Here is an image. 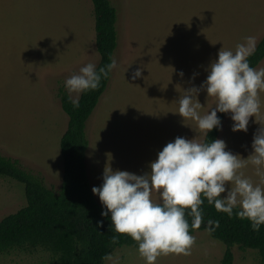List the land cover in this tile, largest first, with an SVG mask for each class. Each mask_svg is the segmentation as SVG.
Returning <instances> with one entry per match:
<instances>
[{"label": "rangeland", "instance_id": "374dc122", "mask_svg": "<svg viewBox=\"0 0 264 264\" xmlns=\"http://www.w3.org/2000/svg\"><path fill=\"white\" fill-rule=\"evenodd\" d=\"M110 3L117 11V66L86 123L91 189L102 184L108 167L137 175L150 171L149 162L176 137L203 142L195 121L176 114L178 99L201 85L220 49L234 51L246 37H253L256 45L264 35V0ZM98 61L90 0H0V155L19 161L49 189L58 190L62 183L60 139L68 123L58 91L81 67ZM256 69H264V60ZM137 70L141 75L133 80ZM197 99L201 115L215 104L203 90ZM259 99L261 111L249 118L247 132L231 130L229 113L218 137L226 151L241 158L251 154L254 135L264 129V91ZM241 171L260 183L251 164ZM25 200L21 184L0 178V221L24 207ZM192 235L191 255H162L156 264H221L225 245L208 230ZM232 252L234 264H262L255 250L233 246ZM0 264L56 263L37 248L2 253ZM104 264L145 261L137 247H121Z\"/></svg>", "mask_w": 264, "mask_h": 264}, {"label": "clouds", "instance_id": "9594fccd", "mask_svg": "<svg viewBox=\"0 0 264 264\" xmlns=\"http://www.w3.org/2000/svg\"><path fill=\"white\" fill-rule=\"evenodd\" d=\"M254 50L253 37H246L234 51L220 49L201 85L187 89L178 99L176 114L183 121H195L205 137L221 127L218 112L231 114L233 132H247L249 118L261 111L259 93L264 91V69L251 67L248 61ZM116 66L115 58L99 70L94 63H88L78 74L67 78L64 88L73 107H79L80 94L96 90L101 79H107ZM140 75L137 70L132 79ZM201 90L215 100L204 115L198 111L202 107L197 99ZM251 148V154L241 158L226 151L221 139L205 143L176 137L149 162L150 171L137 175L108 167L104 169L102 184L91 191L102 205L101 216L110 219L116 234L127 235L137 243L145 264H156L162 255L188 256L195 237L190 234L185 213L193 218L192 227L198 228L205 199L229 216L236 209L237 217L248 220L255 232L264 225V129L254 135ZM249 164L255 168L260 183L254 184L241 171ZM153 193L157 194L155 200ZM116 239L114 236L113 242Z\"/></svg>", "mask_w": 264, "mask_h": 264}, {"label": "trees", "instance_id": "16d2710c", "mask_svg": "<svg viewBox=\"0 0 264 264\" xmlns=\"http://www.w3.org/2000/svg\"><path fill=\"white\" fill-rule=\"evenodd\" d=\"M90 1L99 56L96 67L99 70L110 63L118 47L117 11L110 0ZM263 60L264 35L248 57L253 68H257ZM111 73L107 79H101L96 90L80 94L79 107H73L65 89L58 91L61 109L68 117L67 128L60 139L63 176L58 190L47 188L41 178L26 171L19 161L0 155V178L21 184L26 199L24 207L0 221V254L40 248L49 252L56 264H104L114 250L137 247L129 236L116 234L111 229L110 219L101 216L103 208L91 191L86 168V123L107 89ZM217 115L221 127L210 131L204 137L205 143L218 139L220 135L227 114L218 112ZM201 209L203 220L198 228L192 227L193 218L187 211L185 213L190 234L208 230L212 239L225 245L221 264H234L233 246L257 251L264 264V225L259 232H255L248 220L237 217L236 209L229 216L217 211L206 199ZM114 236L117 237L115 242Z\"/></svg>", "mask_w": 264, "mask_h": 264}]
</instances>
